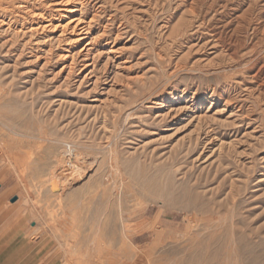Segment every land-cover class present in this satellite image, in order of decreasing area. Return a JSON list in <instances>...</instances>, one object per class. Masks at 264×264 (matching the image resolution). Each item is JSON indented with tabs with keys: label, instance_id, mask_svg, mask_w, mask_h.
I'll list each match as a JSON object with an SVG mask.
<instances>
[{
	"label": "rangeland",
	"instance_id": "374dc122",
	"mask_svg": "<svg viewBox=\"0 0 264 264\" xmlns=\"http://www.w3.org/2000/svg\"><path fill=\"white\" fill-rule=\"evenodd\" d=\"M19 3L41 0H0L7 264H264V0H71L80 43Z\"/></svg>",
	"mask_w": 264,
	"mask_h": 264
},
{
	"label": "bare ground",
	"instance_id": "6f19581e",
	"mask_svg": "<svg viewBox=\"0 0 264 264\" xmlns=\"http://www.w3.org/2000/svg\"><path fill=\"white\" fill-rule=\"evenodd\" d=\"M24 1L25 0H19V2H24ZM70 1L71 0H41V6H39L37 8H32V7H29L28 5L23 6L24 4H20L19 3V4H17V6H15V9L22 8L23 11H26V12H28L30 14L31 19H30V25L27 28L28 31L36 32V31H39V30L47 29V28H49V30L50 29H52V30L59 29L62 32L65 31V30H69L70 33H71V37L67 38V40L70 41L69 43H71V42L72 43H80L81 41H83V40L88 38L87 34H88V28H89V25H90V23H89L90 21H84L79 16L76 17L74 15V13L76 11H78V9L75 6H68ZM27 16H28V14H27ZM32 21H34V22H32ZM92 41H93V37L91 39H88L78 49V52L80 53L81 51H84V50H86L88 52V50H90V49L87 48V47H88V45H91ZM72 54L73 53L66 54V55L64 54V56L65 57L66 56L67 57L68 56L71 57ZM254 75H256V74H254ZM81 166L82 165H80V163L78 161L77 162H76V160L72 161L69 157H66L65 161H64V164H63V168L61 169V171H59V174L66 175L67 173H71V172L73 174L74 173H78L79 171H81V170H79L81 168ZM69 171H71V172H69ZM57 180H56L55 177H51L50 181H49L50 182V187H58ZM59 184H60V182H59Z\"/></svg>",
	"mask_w": 264,
	"mask_h": 264
},
{
	"label": "crops",
	"instance_id": "0c3cea01",
	"mask_svg": "<svg viewBox=\"0 0 264 264\" xmlns=\"http://www.w3.org/2000/svg\"><path fill=\"white\" fill-rule=\"evenodd\" d=\"M13 222L14 221L11 219L0 225V264H7V262L10 261L12 257H17L15 258L17 262V259L20 257V255L17 256L18 253L16 251H13L12 249L7 250L8 246L12 244L11 242L13 241L9 237L11 230H15ZM17 264L20 263L18 262Z\"/></svg>",
	"mask_w": 264,
	"mask_h": 264
},
{
	"label": "water",
	"instance_id": "95a60500",
	"mask_svg": "<svg viewBox=\"0 0 264 264\" xmlns=\"http://www.w3.org/2000/svg\"><path fill=\"white\" fill-rule=\"evenodd\" d=\"M12 200H14V199H12Z\"/></svg>",
	"mask_w": 264,
	"mask_h": 264
}]
</instances>
